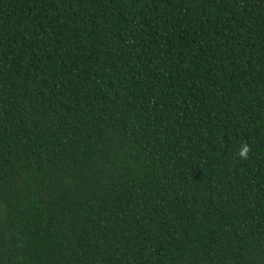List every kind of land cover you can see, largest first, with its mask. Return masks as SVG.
Segmentation results:
<instances>
[{
    "label": "trees",
    "instance_id": "16d2710c",
    "mask_svg": "<svg viewBox=\"0 0 264 264\" xmlns=\"http://www.w3.org/2000/svg\"><path fill=\"white\" fill-rule=\"evenodd\" d=\"M0 264H264V0H0Z\"/></svg>",
    "mask_w": 264,
    "mask_h": 264
},
{
    "label": "clouds",
    "instance_id": "9594fccd",
    "mask_svg": "<svg viewBox=\"0 0 264 264\" xmlns=\"http://www.w3.org/2000/svg\"><path fill=\"white\" fill-rule=\"evenodd\" d=\"M249 151V146L247 144H243L238 148L237 155L241 158H246Z\"/></svg>",
    "mask_w": 264,
    "mask_h": 264
}]
</instances>
